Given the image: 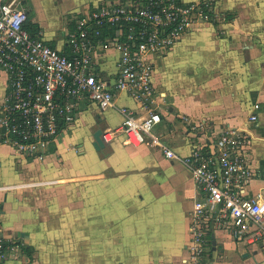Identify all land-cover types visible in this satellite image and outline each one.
<instances>
[{
  "label": "crops",
  "instance_id": "obj_1",
  "mask_svg": "<svg viewBox=\"0 0 264 264\" xmlns=\"http://www.w3.org/2000/svg\"><path fill=\"white\" fill-rule=\"evenodd\" d=\"M21 1L29 32L68 53V33L80 17L123 0ZM233 1L215 0L218 19L192 26L152 57V106L161 121L144 143H129L121 132L104 137L105 131L121 125L118 107H129L139 118L147 113L123 91L117 93L115 107L80 101L74 121L41 160L18 154L5 142L0 125L1 226L9 238L33 247L31 259L22 251L0 264H194L190 227L199 186L191 169L165 157L158 142L180 155L195 148L210 152L222 127H238L250 138L246 153L254 175L249 195L264 193V104L258 90L248 89L247 74L239 71L253 52L246 51L257 48L247 35L257 29L244 19L254 12L243 2L248 0H239L237 15ZM117 58L112 47L96 49L104 79L116 72ZM231 82H237L236 90ZM6 85L0 70V103ZM206 86L216 89L207 92ZM255 103L260 105L257 120L248 121ZM99 128L104 146L96 150L93 134ZM205 237L202 264H264V239H238L213 223Z\"/></svg>",
  "mask_w": 264,
  "mask_h": 264
},
{
  "label": "built area",
  "instance_id": "obj_2",
  "mask_svg": "<svg viewBox=\"0 0 264 264\" xmlns=\"http://www.w3.org/2000/svg\"><path fill=\"white\" fill-rule=\"evenodd\" d=\"M21 3L0 0V70L7 76L0 125L5 142L18 154L38 160L74 121L80 101L115 107L121 91L147 113L139 118L129 107H118L121 125L105 131V139L121 132L127 142L140 145L154 137L161 114L152 106L156 92L152 57L173 46L192 26L219 18L215 0H123L80 17L68 33L70 51L63 53L29 32L28 13ZM99 45L118 52L116 72L108 79L100 75L95 61ZM253 106L248 121L257 120L260 105ZM249 139L244 130L225 125L210 152L195 148L180 155L158 142L165 157L179 159L191 169L199 186L190 227L194 264H202L210 223L248 242L264 239V193L248 192L254 175L246 153ZM22 246L5 235L0 222V261L21 255Z\"/></svg>",
  "mask_w": 264,
  "mask_h": 264
},
{
  "label": "rangeland",
  "instance_id": "obj_3",
  "mask_svg": "<svg viewBox=\"0 0 264 264\" xmlns=\"http://www.w3.org/2000/svg\"><path fill=\"white\" fill-rule=\"evenodd\" d=\"M237 1V2H234ZM233 4H237L238 6L234 9V11L236 12V15L241 11L242 5H241V1L239 0H234ZM245 2L248 7L254 12H252V16L249 18V15L245 16V20L247 19L249 22H253V25L255 27L256 32L255 31H251L248 32V41H250V39L253 37V40L256 43V47L253 50L250 49L247 50L246 52L250 53L251 51V56L249 55V58H247V67L244 68L243 65H241V69L239 70L240 73H245L248 76V79L251 80V82H249L248 84V89L251 91H255L258 90V92L260 93L259 96V101L261 104H264V0H248L247 1H243ZM253 7V8H252ZM238 12V13H237ZM245 14V13H243ZM247 22V21H246ZM248 24V22H247ZM254 29V28H253ZM217 35H221L220 30L215 32ZM246 69V70H245ZM233 73V72H232ZM258 75L257 80L254 77L255 75ZM210 84H216V83H210ZM226 85L230 84V83H225ZM231 85L234 87L235 85H237V82H231ZM216 88L214 87H207L206 86V91L207 92H212L215 91ZM237 86L234 87L233 90H236ZM263 94V96L261 95ZM248 107H247V111H248ZM249 118V116H248ZM264 123V119L262 121Z\"/></svg>",
  "mask_w": 264,
  "mask_h": 264
},
{
  "label": "water",
  "instance_id": "obj_4",
  "mask_svg": "<svg viewBox=\"0 0 264 264\" xmlns=\"http://www.w3.org/2000/svg\"><path fill=\"white\" fill-rule=\"evenodd\" d=\"M101 134H102V130L100 128L96 129L93 134L94 137L93 146L96 150H99L101 147L104 146V142L101 137Z\"/></svg>",
  "mask_w": 264,
  "mask_h": 264
},
{
  "label": "trees",
  "instance_id": "obj_5",
  "mask_svg": "<svg viewBox=\"0 0 264 264\" xmlns=\"http://www.w3.org/2000/svg\"><path fill=\"white\" fill-rule=\"evenodd\" d=\"M134 2H138V0H134ZM22 250L24 254H26L29 257V259L32 258L33 247H31L30 245H23Z\"/></svg>",
  "mask_w": 264,
  "mask_h": 264
}]
</instances>
